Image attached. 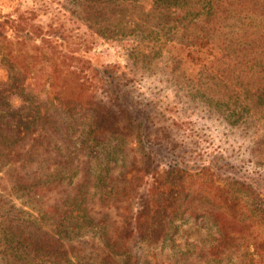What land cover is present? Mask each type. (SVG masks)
<instances>
[{"label": "trees", "instance_id": "obj_1", "mask_svg": "<svg viewBox=\"0 0 264 264\" xmlns=\"http://www.w3.org/2000/svg\"><path fill=\"white\" fill-rule=\"evenodd\" d=\"M166 1L183 6L187 15L202 11L193 0ZM65 2L61 8L69 12L74 23L85 25L87 32L77 35L74 28L62 23L50 25L49 33L43 34L29 28L23 14L16 18L0 16V26L9 22L13 32L4 37L1 62L8 68L14 88L26 91L28 80L37 78L40 72V78L49 81L53 101L52 111L46 103L32 107L29 126L34 127L35 135L30 133L28 144L22 146L23 138H16L14 121L16 117L22 120L23 113L11 110L0 98V171L8 165L0 180L23 191L54 223V229H45L39 220L26 217L24 210L1 197L0 264L70 262L73 255L83 254L87 244L93 246L95 242L70 237L68 229L83 217L90 218L83 224L89 222L94 230L100 229L105 250L100 257L102 263L210 264L206 260L213 258L228 264H264V186L256 177L230 171L234 167L222 162L221 151L206 157L199 153L194 162L186 160L187 153L180 154L181 160L169 157L171 160L162 165L164 157L177 153L176 147L171 149L158 133H152L151 128L161 130L162 125L155 123L147 132L143 130L146 123H152L149 111L146 109L145 119L140 101L135 102L126 93L128 83L119 82L114 65L101 66L89 54L95 35L112 38L115 1ZM156 2L161 4L163 0ZM170 13L168 19H172ZM179 17L181 14L174 16ZM202 34L205 38L208 33ZM200 37V33L194 34L195 45H202ZM180 56V52L175 54L171 61ZM206 76L198 83L200 87L206 85L205 89L198 88V98L209 106L229 110L230 116L237 117L234 122L251 115L259 120L258 114L264 115V78L241 87ZM99 90L102 98H98ZM24 98L25 102L29 99L26 95ZM134 132L141 143L142 163L136 154L130 161L124 157L127 147L134 149L135 141L130 139ZM256 140L264 154V134ZM102 145L121 149L124 155L111 150L112 157L93 180L90 178L91 184L86 182L92 172L88 163L81 169L80 184H73L84 164L83 157L87 160L99 155ZM167 149L171 150L168 154ZM118 161L123 164L122 170L114 175L113 164ZM53 194H60L62 200L51 201ZM197 199L203 200V205L195 204ZM112 209L121 219L113 218ZM198 213L215 227L213 243L207 249L201 246L193 252H182L175 262H153L158 246L178 233L177 219L185 221ZM145 246L154 251L145 255Z\"/></svg>", "mask_w": 264, "mask_h": 264}, {"label": "rangeland", "instance_id": "obj_2", "mask_svg": "<svg viewBox=\"0 0 264 264\" xmlns=\"http://www.w3.org/2000/svg\"><path fill=\"white\" fill-rule=\"evenodd\" d=\"M65 1L0 0V16L16 18L23 14L30 25L29 28L38 29L43 34L49 33L50 25L64 23L74 28L75 34L82 35L87 32V27L74 23L69 12L61 8V3H66ZM114 1L115 11L110 26L113 30L112 38L95 35L89 54L97 59L99 64H103L101 66L114 65L119 82L128 83L126 93L135 102L140 101V107L145 110V119L146 109L149 111L151 118L147 119L152 123H146L143 130L147 132L155 123L157 126L162 125L161 130L151 128L152 133H158L171 149L176 147L178 153L164 157L162 165L171 160L169 157H172L173 161L181 160L180 154L187 153L186 160L194 162L199 153L206 157L208 153L221 151L224 152L222 162L228 161L234 167L230 171L256 177L264 186V154L263 149L256 143L257 137L264 134L263 113L260 114L262 116L258 114L259 120L252 118L251 115L242 122L236 120V123L234 122L236 116H230L229 110L221 111L217 106H209L198 98L201 93L198 88L206 87V85L200 87L198 83L206 78V75L216 76L219 80L232 82L241 87L247 86L246 82L255 83L259 78H264V71H261L264 65V0H193L195 6L202 11L188 15L183 6L169 5L166 0L161 4L156 2L157 0ZM169 13L172 19H168ZM176 14H181V17L174 18ZM202 32L208 33L205 38ZM195 33H200L199 41H202V45L193 43L196 42V38H193ZM5 35H13L9 22L0 26V98H4L3 103L12 107L11 110L23 113V119L16 117L14 124L17 125L16 138H23L21 145L24 146L28 144V136L34 128L29 126L32 107L41 102L46 103L52 111L53 101L50 97L49 81L45 77L40 78V72L37 78L31 77L32 79L28 80L26 91L19 92L14 88L8 68L1 62V45ZM179 52L180 58L171 61ZM101 93L99 90L98 98H102ZM24 95L29 98L27 102ZM3 103L0 102V105ZM2 113L0 108V114ZM38 127L41 128L40 123ZM32 134L35 135L34 132ZM131 136L132 142L135 141L132 146L134 149L127 147L129 151L124 157L130 161L136 154L142 163L141 143L135 132ZM149 143L146 138L145 144ZM111 150L124 155L121 149L100 146L99 155L87 158L88 161L83 157L84 164H81L80 170L78 169L73 184H80L83 178L81 169L88 167V163L92 172L86 177L88 179L86 182L89 183L90 178L93 180L96 173H100L108 159L112 157ZM170 151L167 149L166 154ZM122 165L121 161L113 164L112 173L117 175L122 170ZM7 169L8 165L0 171V177L6 175ZM89 189L93 191L91 185ZM1 197L8 198L24 210L26 217L39 220L38 223L45 229H54V223L49 215L37 210L23 191L9 187L8 183L2 180ZM58 200H62L60 194L51 196V201ZM203 202L197 199L194 203L203 205ZM111 211L114 219H121L115 210ZM83 214L80 213L79 216ZM82 219L74 221L75 225L68 229L70 237L94 239V245L87 244V250L83 254L73 255L71 261L66 264H106L100 261L101 253L105 251L100 229L94 230L89 222L83 224L90 218ZM176 223L179 227L178 233L158 246L156 257L152 256L153 262L156 260L162 263L175 262L180 253L193 252L201 246L207 249L213 243L215 227L208 217H202L198 213L185 221L178 218ZM149 250L148 247H144L145 255ZM207 259L210 264H228L224 261L219 262V259ZM122 260L123 258L119 257V261L123 262ZM34 263L52 264L45 260H37Z\"/></svg>", "mask_w": 264, "mask_h": 264}]
</instances>
